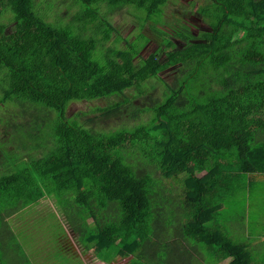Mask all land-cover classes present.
<instances>
[{
  "label": "trees",
  "instance_id": "trees-1",
  "mask_svg": "<svg viewBox=\"0 0 264 264\" xmlns=\"http://www.w3.org/2000/svg\"><path fill=\"white\" fill-rule=\"evenodd\" d=\"M169 1L0 0V264L59 257L48 200L106 262L253 264L227 232L264 171V0H205L194 41Z\"/></svg>",
  "mask_w": 264,
  "mask_h": 264
},
{
  "label": "crops",
  "instance_id": "crops-1",
  "mask_svg": "<svg viewBox=\"0 0 264 264\" xmlns=\"http://www.w3.org/2000/svg\"><path fill=\"white\" fill-rule=\"evenodd\" d=\"M241 181L239 186H241L242 190L240 193L242 194L243 200L242 210L238 212L239 214L237 213L238 216L234 221H230L228 225L229 232L227 233L233 239L245 245L250 263L264 264V171L243 174ZM62 223L68 226V228L70 227L63 220ZM62 226L59 225V228H62ZM62 240L65 239L59 235L58 244L60 254L51 264H121L126 261V258H124L125 260L118 259L112 262L97 259L86 251L76 238L80 247L78 249L85 252H81L85 260L83 258L80 260L70 250L67 251L66 246L62 244ZM231 259L233 257H228L216 264H229Z\"/></svg>",
  "mask_w": 264,
  "mask_h": 264
},
{
  "label": "rangeland",
  "instance_id": "rangeland-1",
  "mask_svg": "<svg viewBox=\"0 0 264 264\" xmlns=\"http://www.w3.org/2000/svg\"><path fill=\"white\" fill-rule=\"evenodd\" d=\"M205 0H170L167 5V18L168 21H170L169 26V32L172 33V35L175 33V31H180L187 33L192 36L191 40H199L202 38V33L204 30H207L210 28L207 21L204 19V17L197 12V9L200 4H203ZM63 13V12H62ZM145 12L140 10V14L143 15ZM132 16H123V14H120L117 16V22L120 23L119 25H122V31L126 34L127 31L131 28V19ZM50 20H53V17L48 18ZM140 25L143 26L144 20L139 19ZM166 26V25H165ZM166 26V28H167ZM139 29L141 27L139 26ZM145 32L152 34L153 32H149L148 29H145ZM153 39L151 42L145 47L144 50H142L143 54H149V53H156L160 58L165 57L166 54V48L163 46L161 40L162 37L159 35L157 38L151 36ZM176 42L178 43L179 47H184L187 45L188 41H186L184 38L181 37H175ZM169 75V74H168ZM167 75V77H169ZM91 104H94V102H78V103H72L69 106L68 114H73L79 110H88ZM48 206L49 207V215L51 219V223L58 226L63 224L62 228H59L57 231L58 235L61 236V238L65 239L62 240V244L66 246L67 251L70 250V252L74 253L73 255H76L78 259H84L83 254L85 252H82V250L78 249V241L76 240L74 236V231L68 228V226L64 225L62 223V217L57 208L54 207L53 202L48 200ZM241 204H243L242 200V194L237 195V199L233 202H231L233 210L240 208ZM22 222H18V225H21ZM59 227V226H58ZM80 248V247H79ZM82 252V253H81ZM86 255V254H85ZM85 260V259H84ZM125 260V259H124ZM87 261L90 262V260L87 259ZM81 264V263H77ZM98 264V263H96Z\"/></svg>",
  "mask_w": 264,
  "mask_h": 264
},
{
  "label": "built area",
  "instance_id": "built-area-1",
  "mask_svg": "<svg viewBox=\"0 0 264 264\" xmlns=\"http://www.w3.org/2000/svg\"><path fill=\"white\" fill-rule=\"evenodd\" d=\"M114 264V263H113Z\"/></svg>",
  "mask_w": 264,
  "mask_h": 264
}]
</instances>
